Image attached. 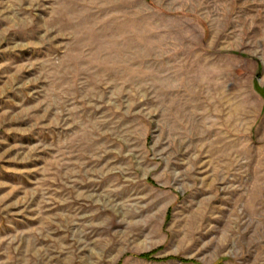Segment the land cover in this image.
Wrapping results in <instances>:
<instances>
[{
    "label": "rangeland",
    "instance_id": "374dc122",
    "mask_svg": "<svg viewBox=\"0 0 264 264\" xmlns=\"http://www.w3.org/2000/svg\"><path fill=\"white\" fill-rule=\"evenodd\" d=\"M0 264H264V0H0Z\"/></svg>",
    "mask_w": 264,
    "mask_h": 264
},
{
    "label": "trees",
    "instance_id": "16d2710c",
    "mask_svg": "<svg viewBox=\"0 0 264 264\" xmlns=\"http://www.w3.org/2000/svg\"><path fill=\"white\" fill-rule=\"evenodd\" d=\"M155 254H156V251H153V252H149V253H144L142 255H140V257L144 258V259H147V260H166V259H171L172 257H167V258H162V259H159V258H156L155 257ZM181 261H185V262H189L190 260H187V259H184V258H179Z\"/></svg>",
    "mask_w": 264,
    "mask_h": 264
}]
</instances>
